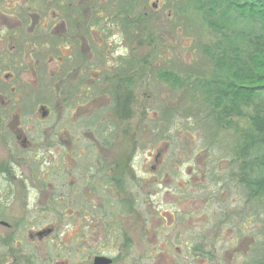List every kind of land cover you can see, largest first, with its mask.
<instances>
[{
    "label": "rangeland",
    "instance_id": "rangeland-1",
    "mask_svg": "<svg viewBox=\"0 0 264 264\" xmlns=\"http://www.w3.org/2000/svg\"><path fill=\"white\" fill-rule=\"evenodd\" d=\"M11 1L17 2L14 9ZM23 1L0 0V39L4 41L0 45V75L12 67L24 82L33 81L35 75L25 73L26 62L9 50L17 43L19 51H46L43 45L49 39L41 38L34 46L30 37L17 29L14 19L19 17ZM50 1L29 0V12L37 13L39 3ZM61 1L69 8H50L47 13L55 10L56 15L48 17L63 19L66 26L50 39L62 45L71 35L94 34V43L101 44L103 39L111 51L97 65L102 59L96 56V45L88 38L89 46L79 42L77 48L91 49L95 56H87V65L77 75L75 70H67L65 82L85 76L87 82L91 78L101 81L110 75L108 71L125 49L132 51L133 114L127 120H115V138L105 145H109L110 155L119 152V157L126 158L133 150L134 185L131 196L122 195L120 202L114 203V225L110 227L106 215L103 220L88 217L87 223L93 222L89 232H85L80 200L62 199L50 206L44 201L18 199L8 201L5 207L0 202V210H4L0 211V223L9 227L0 225V264H92L98 255L113 259L114 264H264V200L250 196L245 184L256 173L246 169L248 161L241 158L233 129L221 120L227 101L215 107L216 101L203 95V89L222 76L214 58L233 33L221 37L212 32L190 0ZM236 17L229 14V19ZM247 20L257 22L238 18L236 32L253 28ZM245 41L239 40L244 51L248 50ZM35 58L39 60L36 80L47 85L49 58ZM25 60L30 62L28 57ZM98 70L100 75L92 73ZM119 86L115 85L122 107L129 93ZM39 92L46 100L50 98L49 89L41 87ZM107 97L103 96V105L108 103ZM254 103H264V93ZM242 110L244 115L251 111ZM216 118L218 127L214 126ZM110 119L109 114L105 126ZM232 121L241 132L249 133L246 116L234 115ZM66 183L57 179V192L67 193ZM122 200H127V211ZM35 204L38 215L30 212ZM39 230L51 234L43 240L30 239L29 234Z\"/></svg>",
    "mask_w": 264,
    "mask_h": 264
},
{
    "label": "flooded vegetation",
    "instance_id": "flooded-vegetation-1",
    "mask_svg": "<svg viewBox=\"0 0 264 264\" xmlns=\"http://www.w3.org/2000/svg\"><path fill=\"white\" fill-rule=\"evenodd\" d=\"M28 1H23L19 17L14 19L18 23L17 29L22 30V36L30 37L29 41L33 42L34 46L39 44L41 38L48 37L49 40L43 45L47 48L46 51H19L16 50L17 43L9 50L19 53L22 61L26 62L25 73L35 75L33 81L23 82L20 75L10 70L12 67L0 75V202L4 203L5 207L8 201L18 199L34 203L44 201L50 206V203L57 200H80L81 213L86 221L85 232L91 230L93 223H87L88 217H101L103 220L105 215L109 216L111 227L115 223L114 203L120 202L122 195L131 196V188L134 185L131 171L133 150L128 151L126 158L119 157V152L110 155L109 145H105L109 139L115 138V120H127L125 118L133 114L131 92L135 67L131 60L132 51L125 49V53L118 57L117 65L112 71H108L111 76L106 74L101 81L95 82L94 78H91L92 81L87 82L85 76L79 81L65 82L67 70H75L77 75L79 69L87 65V56L94 58L93 50L77 48L79 42L89 46L87 38L93 44L94 34H79L78 37L74 34L64 38L60 45L50 37L66 26V22L57 17H48L55 16V10L50 14L47 12L50 8L65 7L64 2L51 0L49 3H39L38 12L31 13ZM10 4L14 9L17 2L11 1ZM65 8L68 9L69 6ZM79 23L80 21L74 26ZM100 40L101 44L94 43L98 48L96 56L102 59L97 60V65L102 64L111 52L108 45L104 46V40ZM2 42L4 41L0 39V45ZM40 56L49 58L47 63L51 70L47 85H42L36 80L35 67L38 66L39 60L35 57ZM25 57H28L30 62H27ZM13 62L16 63V59H13ZM92 73L97 76L101 72L98 70ZM115 85H123L122 88L129 93V99H123L122 107L118 87ZM41 87L49 89L50 98L47 100L40 96ZM104 95L111 96L110 99L107 97L108 103L105 105ZM109 114L111 119L105 126L104 119ZM79 141H86L88 144L81 145ZM57 179H65L67 193L57 192ZM122 201L127 211V200ZM107 202L108 205L105 206ZM32 208L30 212L38 215V206L35 204ZM96 224H100L99 221H96ZM0 225L9 228L8 224L1 222ZM50 234V230H39L29 236L30 239L34 236L43 240ZM97 258H105L110 261L109 264L115 262L111 258L98 255L94 256L92 264H95Z\"/></svg>",
    "mask_w": 264,
    "mask_h": 264
},
{
    "label": "trees",
    "instance_id": "trees-1",
    "mask_svg": "<svg viewBox=\"0 0 264 264\" xmlns=\"http://www.w3.org/2000/svg\"><path fill=\"white\" fill-rule=\"evenodd\" d=\"M190 2L202 15L203 24L212 32L221 37H229L233 33V37L226 39L217 50L219 57L214 58V64L220 68L222 76L218 82L204 88L203 95L208 101H216L215 107H219L223 100L227 101L220 115L221 120L228 129H233L236 145L242 149L241 158L248 161L246 169L256 173L246 180V188L250 196L264 200V103H254L264 93V0ZM233 13L237 17L229 19V14ZM241 17L257 20L258 23L247 20L253 28H248L249 31L244 33L236 32V20ZM239 40H246L248 50L239 47ZM242 108L251 111L244 115ZM234 115L241 118L246 116L249 133L241 132L233 123ZM219 122L216 118L214 126L218 127Z\"/></svg>",
    "mask_w": 264,
    "mask_h": 264
},
{
    "label": "water",
    "instance_id": "water-1",
    "mask_svg": "<svg viewBox=\"0 0 264 264\" xmlns=\"http://www.w3.org/2000/svg\"><path fill=\"white\" fill-rule=\"evenodd\" d=\"M110 261L105 258H97L95 260V264H109Z\"/></svg>",
    "mask_w": 264,
    "mask_h": 264
}]
</instances>
